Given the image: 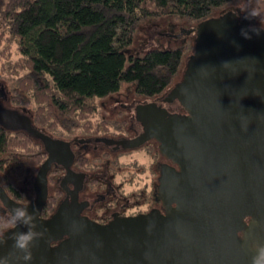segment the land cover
I'll list each match as a JSON object with an SVG mask.
<instances>
[{
  "label": "water",
  "instance_id": "obj_1",
  "mask_svg": "<svg viewBox=\"0 0 264 264\" xmlns=\"http://www.w3.org/2000/svg\"><path fill=\"white\" fill-rule=\"evenodd\" d=\"M194 42L170 93L189 116L154 102L136 108L146 129L138 143L157 139L181 169L165 176L175 205L166 216L102 227L81 217L74 202L42 217L52 165L69 167L74 156L67 142L0 104V125L41 140L48 154L31 203L15 201L0 185L16 222L0 235V264H264V28L233 10L199 24Z\"/></svg>",
  "mask_w": 264,
  "mask_h": 264
},
{
  "label": "trees",
  "instance_id": "obj_2",
  "mask_svg": "<svg viewBox=\"0 0 264 264\" xmlns=\"http://www.w3.org/2000/svg\"><path fill=\"white\" fill-rule=\"evenodd\" d=\"M240 1L0 0V43H15L21 55L13 62L9 45L0 52V73L10 86L0 84L8 93L3 99L55 138L65 140L72 130L84 133L87 120L99 111L98 101L124 84L149 100L180 77L184 47L151 49L143 57L128 54L142 24L171 19L196 29L237 10L230 7ZM252 1L262 9L257 27L264 28V0ZM191 46L194 51L195 42ZM45 158L38 139L0 125V183L14 200L27 204L23 184ZM58 208L48 199L42 217ZM15 225L12 216H0V231Z\"/></svg>",
  "mask_w": 264,
  "mask_h": 264
},
{
  "label": "flooded vegetation",
  "instance_id": "obj_3",
  "mask_svg": "<svg viewBox=\"0 0 264 264\" xmlns=\"http://www.w3.org/2000/svg\"><path fill=\"white\" fill-rule=\"evenodd\" d=\"M177 84L149 100H140L136 90L124 96L121 93L110 96L108 100L113 102L102 104L100 119L87 120L89 127L83 129L84 133L72 130L69 138L63 140L69 144L74 157L69 167L61 163L52 165L48 175V199H53L57 208L77 202L80 216L102 227L141 216L168 215L175 205L170 204L164 191L165 176L181 169L163 153L157 139L138 143L146 129L136 117V108L154 102L169 114L189 116L178 99H170ZM110 104L113 105L109 108ZM33 127L58 139L44 128ZM47 158L48 154L44 162ZM39 169L23 184L32 186L30 195L24 189L27 204L36 198ZM0 216H11L1 200ZM249 221L250 218L247 223ZM238 238L243 240V233H239Z\"/></svg>",
  "mask_w": 264,
  "mask_h": 264
},
{
  "label": "rangeland",
  "instance_id": "obj_4",
  "mask_svg": "<svg viewBox=\"0 0 264 264\" xmlns=\"http://www.w3.org/2000/svg\"><path fill=\"white\" fill-rule=\"evenodd\" d=\"M253 3L254 2L252 0H241L239 3L233 4V6H231L230 8L231 9L237 8V10L241 11L245 17H248L251 20L252 26L257 27L258 25L256 22H260L262 19L261 16L262 9ZM194 41H195V29L188 27L186 24L171 19H162L160 21L150 20L142 24V27L140 28V31L137 34V37L131 49L128 51V54H133L136 56L143 57L151 49L166 50V49L178 48V47L186 48L187 53L185 54V58L182 64L180 77L177 78V81L175 83L177 84L183 77L189 57L193 54L192 48L189 49V47H192L191 45H193ZM7 43L8 42L6 41L0 43V52L4 47L6 48L7 45H9L10 49H8V51L11 52V60L13 62H16L21 57V55L18 53L17 45L15 43L14 44H7ZM6 77H7L6 75L0 73V84H5L6 87L10 89ZM175 84H173V86ZM132 90H134L135 92V87L133 85L124 84L119 93H121L124 96L126 94H129L128 92ZM5 95L7 97L8 93L4 94L0 90V104L6 108H13L10 106L8 100L3 99V96ZM108 98L109 97L98 101V105L100 107L99 111L97 112L96 116L90 118V120H98L101 118L100 115L102 113V104H108L110 102H113V101H109ZM139 99L142 100V98ZM112 105L113 104H110L108 105V107L110 108V106ZM26 107L28 109H33L32 105H27ZM31 187L32 186H24V189L27 191L28 195H30ZM0 232H1L0 235L4 233V231H0Z\"/></svg>",
  "mask_w": 264,
  "mask_h": 264
}]
</instances>
